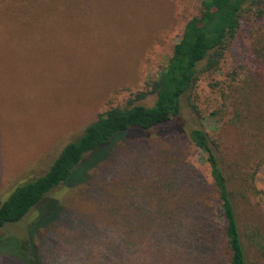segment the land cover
I'll return each instance as SVG.
<instances>
[{
	"label": "rangeland",
	"instance_id": "374dc122",
	"mask_svg": "<svg viewBox=\"0 0 264 264\" xmlns=\"http://www.w3.org/2000/svg\"><path fill=\"white\" fill-rule=\"evenodd\" d=\"M200 3L0 0V201L19 183L43 174L62 147L78 138L99 113L123 107L137 92L148 91L185 22L199 13ZM263 23L261 18L244 16L217 70L200 74L181 101L179 121L186 134L192 128L204 130L221 152L230 155V164L235 159L246 164L251 156L264 158V91L253 76L256 66L251 50V43L264 41ZM154 100V95H148L137 103L151 106ZM179 144L178 155L175 150L163 160L191 164L211 185L209 164L202 153L190 142ZM116 145L123 148L121 142ZM261 165L238 207L241 235L252 264H264V162ZM88 172L91 184L63 189L54 195V202L67 198L75 209L103 215L101 205L122 200L130 192L146 195L141 189L149 186L142 184L145 178L139 174L123 178L122 170L104 182L98 169ZM162 172V167L151 170V183L163 178ZM96 183L102 185V198L88 194ZM49 208L44 209L42 221L52 222L38 233L42 263L88 264L78 246L68 255H42L55 244L53 233L65 241L70 237L60 227L62 222L50 216L54 208ZM34 215L14 225L13 232L32 231L33 226L23 228ZM98 240L106 262L118 261L126 249L108 232L99 233Z\"/></svg>",
	"mask_w": 264,
	"mask_h": 264
},
{
	"label": "trees",
	"instance_id": "16d2710c",
	"mask_svg": "<svg viewBox=\"0 0 264 264\" xmlns=\"http://www.w3.org/2000/svg\"><path fill=\"white\" fill-rule=\"evenodd\" d=\"M247 15L264 21V0H201L199 13L185 22L150 89L137 92L123 107L99 113L78 138L62 147L43 174L19 183L0 201V264H43L38 233L52 222L42 221L46 207L54 208L50 216L62 222L60 227L70 237L65 241L53 233L55 244L42 255H68L78 246L88 264H252L238 207L264 158L251 156L246 164L238 159L230 164V155L219 150L215 139L200 128L186 134L179 121L182 97L192 91L200 74L217 70ZM251 50L253 76L264 91V41L251 43ZM148 95L155 96L151 106L137 103ZM152 139L157 140L151 143ZM186 141L207 160L211 185L191 164L163 160L175 150L178 155L179 143ZM119 142L123 148L117 147ZM159 167L164 176L151 183L149 174ZM89 169H98L103 182L119 170L123 178L139 174L145 178L142 184L149 183L150 190L145 185L140 189L150 200L130 192L101 205L104 213L97 216L71 207L67 198L54 202L63 189L91 184ZM102 193L104 197L99 183L88 190L99 198ZM31 213L35 215L23 229H34L14 233L13 226ZM107 232L125 243L118 261L106 262L100 256L99 233Z\"/></svg>",
	"mask_w": 264,
	"mask_h": 264
}]
</instances>
